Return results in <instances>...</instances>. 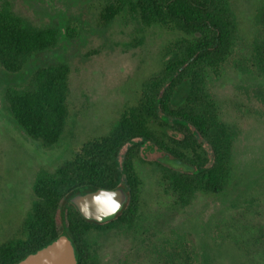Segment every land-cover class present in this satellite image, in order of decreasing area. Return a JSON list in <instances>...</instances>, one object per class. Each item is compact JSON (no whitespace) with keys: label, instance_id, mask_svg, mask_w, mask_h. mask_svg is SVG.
Returning <instances> with one entry per match:
<instances>
[{"label":"rangeland","instance_id":"374dc122","mask_svg":"<svg viewBox=\"0 0 264 264\" xmlns=\"http://www.w3.org/2000/svg\"><path fill=\"white\" fill-rule=\"evenodd\" d=\"M111 2L0 0L31 24L59 30L56 45L31 56L20 73L0 66V244L25 236L36 175L54 171L84 142L106 135L137 103L141 86L162 69L166 47L180 35L145 26L125 10L105 21L103 8ZM220 5V16L232 25L230 38L206 88L219 120L232 129L229 182L222 192L197 193L181 205L165 192L162 167L134 159V222L91 231L86 246L92 264H199L204 257L208 264H264V0ZM57 62L69 67L68 116L62 138L46 149L16 125L2 98L33 68ZM162 132L151 124L154 137L163 140Z\"/></svg>","mask_w":264,"mask_h":264},{"label":"trees","instance_id":"16d2710c","mask_svg":"<svg viewBox=\"0 0 264 264\" xmlns=\"http://www.w3.org/2000/svg\"><path fill=\"white\" fill-rule=\"evenodd\" d=\"M218 6L220 0L105 4V21L125 10L145 26L159 25L180 35L166 47L168 58L162 69L141 86L137 103L125 108L106 135L84 142L54 171L36 175L34 199L23 220L25 236L0 244V264H15L60 234L71 240L77 264H92L86 246L89 233L114 225L130 227L134 222L139 184L132 170L134 159L162 167L165 192L177 204H187L197 193L225 189L232 170V129L219 120L217 105L206 88L209 71L224 60L232 26L220 16L224 11ZM58 36L56 27H37L7 5L0 6V66L6 72L20 73L31 56L54 47ZM68 75L66 63L44 64L33 68L26 82L3 92L12 120L46 149L57 145L64 133ZM151 124L161 127L165 140L154 137ZM162 155L178 158L193 170L170 168L157 160ZM117 186L125 189L127 198L105 222L84 218L69 201L78 193ZM205 259L199 264H208Z\"/></svg>","mask_w":264,"mask_h":264},{"label":"water","instance_id":"95a60500","mask_svg":"<svg viewBox=\"0 0 264 264\" xmlns=\"http://www.w3.org/2000/svg\"><path fill=\"white\" fill-rule=\"evenodd\" d=\"M160 163L180 171L193 170L184 161L178 158H169L166 155L157 157ZM115 192V198L120 201V208L126 201L127 194L122 186L115 188H97L95 190L87 191L85 193H78L73 195L69 201L75 206L77 211L86 219L94 220L96 222H105L113 218L116 211L112 215H104L101 219H97L102 214L97 211V205H94L95 197H104L106 193ZM87 207V214L81 211V208ZM15 264H77L74 246L66 234H60L47 245L29 253L24 258Z\"/></svg>","mask_w":264,"mask_h":264},{"label":"clouds","instance_id":"9594fccd","mask_svg":"<svg viewBox=\"0 0 264 264\" xmlns=\"http://www.w3.org/2000/svg\"><path fill=\"white\" fill-rule=\"evenodd\" d=\"M120 201L115 198V192L106 193L104 197L97 196L94 200V205H97V211L102 215L97 219H101L104 215H112L120 208ZM81 211L87 214V207L81 208Z\"/></svg>","mask_w":264,"mask_h":264}]
</instances>
